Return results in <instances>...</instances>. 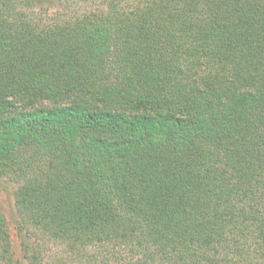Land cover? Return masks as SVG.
Masks as SVG:
<instances>
[{
    "label": "trees",
    "instance_id": "1",
    "mask_svg": "<svg viewBox=\"0 0 264 264\" xmlns=\"http://www.w3.org/2000/svg\"><path fill=\"white\" fill-rule=\"evenodd\" d=\"M71 1L0 0V264H264V0Z\"/></svg>",
    "mask_w": 264,
    "mask_h": 264
},
{
    "label": "rangeland",
    "instance_id": "2",
    "mask_svg": "<svg viewBox=\"0 0 264 264\" xmlns=\"http://www.w3.org/2000/svg\"><path fill=\"white\" fill-rule=\"evenodd\" d=\"M102 6L101 0H88L86 3L82 2H76V1H71L69 5L61 9L60 14L61 16H72L73 14H79L84 11H87L89 9H97ZM48 9V14L52 16L55 13V10L58 8L57 5H52ZM16 188V184L14 182H8L5 181L4 179L0 178V211L2 212L5 222H6V227L8 230L9 234V239H10V246L9 250L12 252V259L16 261L17 258L21 256V251H20V236L17 233V229L15 227L14 222L12 221V216L14 214V190ZM47 253L45 254L48 256L50 252H59L58 251V246L56 244H51L47 245ZM45 256V257H46ZM49 264H51L49 261L51 259L49 256L46 258ZM56 264H58L56 262Z\"/></svg>",
    "mask_w": 264,
    "mask_h": 264
}]
</instances>
